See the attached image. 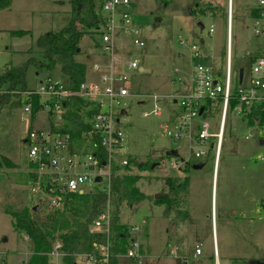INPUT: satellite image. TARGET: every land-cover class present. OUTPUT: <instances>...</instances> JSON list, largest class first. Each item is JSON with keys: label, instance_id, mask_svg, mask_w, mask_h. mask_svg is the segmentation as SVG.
Returning a JSON list of instances; mask_svg holds the SVG:
<instances>
[{"label": "rangeland", "instance_id": "rangeland-1", "mask_svg": "<svg viewBox=\"0 0 264 264\" xmlns=\"http://www.w3.org/2000/svg\"><path fill=\"white\" fill-rule=\"evenodd\" d=\"M229 1L231 65L235 76L238 70H244L243 83L247 86L252 63L246 55L254 52L257 44L264 51V16L261 19L250 16L253 9L264 8L257 0H173L166 7L159 0H134L132 22L145 47L130 46L127 58L137 60L148 71L138 68L128 72L132 96L123 101L126 114L119 117V124L124 142L117 155L118 160L135 157L139 164H152L150 168H128L129 174L141 176L137 186L146 199L134 207L124 204L120 215L131 239L147 253V259L140 264H217V260L220 264H252L264 260V161L257 159L258 155H264V146L256 140H247L244 123L230 115L215 171V149H211L215 141L210 139L205 145H198L189 140L203 119L212 125L219 124L220 114L215 109L212 115L193 120L180 140L167 135L183 116L174 102L183 95L178 78L192 86L198 63L225 70ZM201 10L205 11L203 16ZM70 20V0H12L9 9L0 10V68L20 66L29 57L38 55L37 38L59 32ZM211 25L215 26V32L210 36ZM256 30H260L259 36L255 35ZM16 31L29 33L18 36L14 34ZM99 41L100 34L89 31L76 56L78 62L86 64V79L90 82L97 80L93 64L102 63L96 49ZM193 45L200 46L202 57L193 58ZM48 77L64 87L68 85L58 64L53 71L39 75L31 69L27 74L28 87L37 90L40 81ZM151 95L158 96L156 102ZM154 105L159 107L160 115L145 117ZM24 112V106L14 109L7 106L0 111V155L16 165L14 169L0 171V259H6L7 264H26L33 252L31 240L26 241L25 234L16 231L11 212L40 205L39 197L31 193V182L26 181L30 165L24 140L30 128L47 130L50 121L48 109L34 120ZM198 149L208 154L197 160L194 155ZM167 152H174L176 157L167 156ZM172 159L178 167H171ZM188 159L203 168L183 171L187 164L183 160ZM184 176L189 178V187L182 196L183 202L175 205L166 217L163 207L155 203L156 196L162 198L169 193L166 178ZM230 209H235L236 215ZM181 212L186 216L177 218ZM174 248L176 256L172 255ZM196 249H200L199 255ZM141 259L142 254L130 261L124 255L118 264H134L133 261L138 263ZM76 263L95 264L86 257H78Z\"/></svg>", "mask_w": 264, "mask_h": 264}, {"label": "built area", "instance_id": "built-area-1", "mask_svg": "<svg viewBox=\"0 0 264 264\" xmlns=\"http://www.w3.org/2000/svg\"><path fill=\"white\" fill-rule=\"evenodd\" d=\"M260 7H264V0H257ZM134 0H102L99 14L102 19L100 25L94 30L100 34V41L96 43V49L102 56V63H94L93 71L97 80L90 82L86 79L80 85L79 90L73 91L64 87L60 82L52 81L50 77L40 81L39 88L28 95H38L44 99L41 101L42 110L48 109L50 121L47 130H30L25 137L28 150L29 175H31V193L39 197L38 203L46 202L50 209H57L63 197L68 193L84 194L94 190L108 191L112 176L122 174L128 165V158L118 160V151L123 148L124 134L120 128L119 117L123 111V101L132 96V82L128 72L140 68L135 59L127 58L129 47L144 48L145 44L140 39V32L134 26L131 10ZM230 17L232 5L230 6ZM231 24H228V36L230 39ZM261 30V29H260ZM260 30L255 31L259 36ZM215 32V26L211 25L210 36ZM130 38V42L128 41ZM193 58L202 57L201 48L193 45ZM252 63L251 79L248 86H243L238 79H234L230 60L227 62L226 71L218 72L213 65L198 63L192 76V86L186 94L175 98L174 102L183 111V116L174 125V131H167L171 138L180 140L186 128L190 127L193 120H198L204 115H210L212 111L206 105L211 102L215 110L220 114L219 124L212 125L203 119L196 128V134L189 140L198 145H205L210 139L215 144L214 168H218L223 148L224 134L227 121L230 116V100L232 96L237 99V105L232 116L239 118L245 125L251 119L253 107L262 106L264 112V56L257 58ZM181 82L182 78H178ZM77 97L87 103L83 108L86 114L88 130L83 132L85 141L81 146L73 141L71 133L61 131L64 122V114L67 111L65 101ZM154 102L157 95L150 96ZM204 103V104H202ZM218 108V109H217ZM201 109H203L200 115ZM24 113L32 118L34 106L32 102L24 106ZM161 113L159 107L154 105L151 112L144 116ZM36 114V115H37ZM36 116L34 117V119ZM253 119V126L246 127L247 140H262L264 143V122ZM100 150L105 154L104 160ZM208 152L198 149L195 159L204 158ZM176 157V156H173ZM264 161V155L257 156ZM171 167H178L175 159H172ZM191 163V160H183ZM35 176V178H33ZM102 178L98 183L96 179ZM111 213L109 208L101 213L94 221L91 231L110 234ZM26 241L30 240L24 236ZM127 257L140 258V247L133 240ZM62 243L56 241L49 255V264H62ZM98 256H90L88 259L95 264H110L109 242L97 247ZM200 254V249H196ZM0 264H7L6 259H0Z\"/></svg>", "mask_w": 264, "mask_h": 264}, {"label": "trees", "instance_id": "trees-1", "mask_svg": "<svg viewBox=\"0 0 264 264\" xmlns=\"http://www.w3.org/2000/svg\"><path fill=\"white\" fill-rule=\"evenodd\" d=\"M172 1L159 0V3L166 7ZM101 3L102 0H70L71 20L67 27L59 32H48L39 36L36 40L39 54L29 57L22 65L0 68V111L7 106L14 109L32 102L34 106L32 119L34 120L37 112L42 108V104L41 97L27 94L33 92L27 83V74L31 69H34L36 75H39L53 71L59 64L62 76L68 80V88L73 91L79 90L80 85L86 81L87 67L85 63L78 62L76 56L81 52L83 38L102 22L99 14ZM11 5L12 0H0V10L9 9ZM204 14L205 11H202L201 15ZM250 16L254 19H261L264 16V8L253 9ZM28 33L29 31L14 32L18 36ZM79 49L80 52H78ZM262 56H264V51L258 44L250 59L254 61ZM23 95L26 96L23 97ZM237 103L236 97L232 96L230 115L233 114ZM65 105L67 111L64 114L61 131L71 133L74 143L81 146L85 142L82 139V134L89 129L86 124L87 115L82 112L87 103L74 97L65 101ZM206 105L211 111L216 108L211 102H207ZM254 117H256L255 120L259 119L260 124L264 122L262 106L253 107L251 119L246 127L251 128L254 125ZM30 130L32 129L30 128ZM100 154L104 160L103 150H100ZM196 164L187 163L183 171L186 172L188 168ZM151 165L149 162L139 164L135 157H128V165L125 167L127 173L123 172L112 176L108 191L94 190L84 194L68 193L63 197L57 209H50L49 205L43 202L40 203L38 212L34 211L35 206L12 211L11 215L16 231L28 236L33 244V252L26 264H49V255L56 241L62 243V264H76L78 257H99L97 247L106 244L107 240L110 247V264H118V259L128 254L129 246L133 241L128 227L120 221L121 209L124 204L134 207L146 199V195L137 186L141 176L129 174L128 168L139 166L143 169L150 168ZM15 167L16 165L8 157L0 155V171ZM27 176L26 181L32 182L31 175L27 174ZM165 182L169 193L162 198L155 199V203L163 207L164 216L168 217L172 208L183 202L182 196L189 187V178L188 176H184L182 179L166 178ZM107 208L111 213L109 237L91 231L94 221ZM185 216V213L181 212L177 218Z\"/></svg>", "mask_w": 264, "mask_h": 264}, {"label": "crops", "instance_id": "crops-1", "mask_svg": "<svg viewBox=\"0 0 264 264\" xmlns=\"http://www.w3.org/2000/svg\"><path fill=\"white\" fill-rule=\"evenodd\" d=\"M229 3H230V1H229ZM230 22H231V17H230V13H229V20H228V24H230ZM227 29H228V25H227ZM202 43H203V40L201 41ZM227 44H228V48H227V60H226V64H225V70H223L222 68H219V69H217V71L218 72H220L221 74H223L224 75V73H225V71H226V67H227V62H228V60H230V39H229V36H228V40H227ZM258 45V44H257ZM250 53H252V52H250ZM250 53H248L246 56L247 57H249V59H250ZM205 58H207V56H205ZM209 58V57H208ZM207 58V59H208ZM250 61H251V59H250ZM230 63H231V60H230ZM140 69V71L142 70V69H144V72L145 71H148L146 68H144V67H140L139 68ZM231 69H232V74H233V68H232V65H231ZM233 77H234V79H238V81H240V79H239V77H240V70H238V73H237V75L235 76L234 74H233ZM251 77H252V75H251ZM251 77L249 78V82H250V79H251ZM244 77H243V81H242V84H243V86H245L244 85ZM249 85V84H248ZM247 85V86H248ZM190 89H191V86L190 85H188L187 83H184V82H182V85H181V91L183 92V95L184 94H186L188 91H190ZM141 104H144L143 102H140ZM253 140V139H252ZM260 146H264V143H263V141L262 140H260V141H256ZM221 155H222V153H221ZM260 155H262V154H260ZM259 156V155H258ZM213 180H214V184H215V176H214V178H213ZM244 210V209H243ZM231 213L232 212H234V214L236 215V213H237V211L235 210V209H230L229 210ZM173 250V253H172V255L173 256H176L177 255V248H174V249H172ZM141 254H142V261H139L138 263H135L134 261H133V263L134 264H140V263H144L145 262V259H147V256H146V254L147 253H145V251H143V250H141V252H140ZM125 257H127V255H125ZM146 257V258H145ZM127 259L129 260L130 258H128L127 257ZM28 261V260H27ZM130 261V260H129ZM262 261H264V260H262ZM27 263V262H26ZM77 264V263H76ZM196 264H202L201 262H197ZM217 264H220V262H219V260H217Z\"/></svg>", "mask_w": 264, "mask_h": 264}, {"label": "water", "instance_id": "water-1", "mask_svg": "<svg viewBox=\"0 0 264 264\" xmlns=\"http://www.w3.org/2000/svg\"><path fill=\"white\" fill-rule=\"evenodd\" d=\"M199 26L201 27V29L204 28V26H203L202 23H200ZM78 52H80V49L78 50ZM141 71H144V69H142ZM243 77H244V70L241 69V70H240V77H239V79H240V83H242V81H243ZM202 112H203V109H201L200 115L202 114ZM124 114H126V111H125V110L122 111L121 115H124ZM166 155H167V156H175V153H174V152H167ZM156 165H158V164H156ZM156 165H154L153 168H154ZM202 168H203V165H200V164L193 165V169H195V170H199V169H202ZM96 181H97L98 183H101V182H102V178L98 177V178L96 179ZM159 197H160V195H157V196H156V199H158ZM34 211H35V212H38V211H39V206H35V207H34ZM252 264H264V262H263V261H257V262H253Z\"/></svg>", "mask_w": 264, "mask_h": 264}, {"label": "bare ground", "instance_id": "bare-ground-1", "mask_svg": "<svg viewBox=\"0 0 264 264\" xmlns=\"http://www.w3.org/2000/svg\"><path fill=\"white\" fill-rule=\"evenodd\" d=\"M229 5L231 6V2L229 3Z\"/></svg>", "mask_w": 264, "mask_h": 264}]
</instances>
